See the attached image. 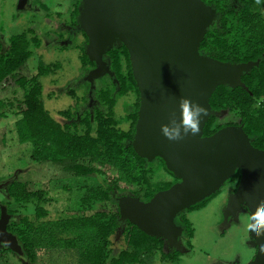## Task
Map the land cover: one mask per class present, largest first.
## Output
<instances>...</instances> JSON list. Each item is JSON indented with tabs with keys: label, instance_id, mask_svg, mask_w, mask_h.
Wrapping results in <instances>:
<instances>
[{
	"label": "trees",
	"instance_id": "16d2710c",
	"mask_svg": "<svg viewBox=\"0 0 264 264\" xmlns=\"http://www.w3.org/2000/svg\"><path fill=\"white\" fill-rule=\"evenodd\" d=\"M216 9L213 23L208 27L199 45L203 55L231 63L259 61L241 76L242 85L230 87L219 85L210 97L214 111L236 112L240 123L254 147L264 150V17L256 0H203ZM86 39V36L84 35ZM40 38L34 29L8 36L6 46L0 43V85L27 61L32 49L38 47ZM112 76L98 78L95 94L99 105L85 108L76 117L73 108L59 111L69 120L60 123L44 108L39 77L57 68V64L38 61L37 72L31 77L20 75L14 83L22 90L21 111L15 121V132L19 143H30V159L35 163L50 162L78 177L101 176L103 168L114 169L111 181L89 186L80 197L82 206L76 212L48 218V210L36 204L33 215H24L14 228L8 230L16 235L22 248L31 249L35 254H47L51 250L65 249L76 252L77 264H150L156 253L165 260H176L180 251H163V240L150 236L126 220L119 219L117 199L114 195L120 184L134 186L125 194L138 196L148 201L157 191L169 188L177 178L166 168L160 157L151 161L139 156L131 141L135 132L139 92L133 78L129 54L120 43L106 52L103 58ZM81 61L88 69L95 67L81 47ZM132 93L135 97L131 112L125 119L114 116L116 96ZM7 103L0 101V107ZM211 115L203 128V135H210L219 128L236 123H215ZM126 123V128L119 127ZM164 171L171 176L166 180H153L154 175ZM240 171L226 182L239 180ZM18 180L7 186V192L16 203L39 202L44 191L28 190ZM119 192V193H118ZM209 197L179 212L174 221L182 227V240L186 248L191 247L192 223L186 213L202 208ZM113 201L116 208L88 212L101 202ZM123 226V246L116 255L111 253V236ZM11 252L8 247L4 248ZM33 256V254H32Z\"/></svg>",
	"mask_w": 264,
	"mask_h": 264
},
{
	"label": "water",
	"instance_id": "95a60500",
	"mask_svg": "<svg viewBox=\"0 0 264 264\" xmlns=\"http://www.w3.org/2000/svg\"><path fill=\"white\" fill-rule=\"evenodd\" d=\"M25 2L19 0L17 7ZM215 15L216 9L203 0H82L79 7V26L87 36L84 52L95 63L86 77L91 90L96 79L113 75L103 57L122 43L139 92L132 147L149 161L160 157L177 178L148 201L130 194L119 197L120 219L180 252L187 248L178 238L182 227L175 223V216L214 194L236 170L240 176L235 190L228 194L224 224L229 217L236 219L240 210L255 214L264 205V150L251 144L242 125H226L203 135L205 123L217 112L209 103L215 89L242 85V74L259 62L231 63L199 52ZM182 97L202 104L208 116L197 136L170 141L163 136L161 125L173 115L180 118ZM8 184L0 183V189ZM8 219L1 206L0 243L20 255L16 236L7 231ZM248 237L255 253L247 264H264V236L248 233Z\"/></svg>",
	"mask_w": 264,
	"mask_h": 264
},
{
	"label": "rangeland",
	"instance_id": "374dc122",
	"mask_svg": "<svg viewBox=\"0 0 264 264\" xmlns=\"http://www.w3.org/2000/svg\"><path fill=\"white\" fill-rule=\"evenodd\" d=\"M43 1L45 6L37 1H30V4L40 7L35 12L18 13L17 0H0V43L3 47L6 46L8 36L31 28L40 38L39 46L32 49L27 61L0 85V101L7 103L6 106L0 107V183L13 178L12 182L18 180L25 183L28 190L44 191V199L39 202L16 203L7 194V189L0 190V203L12 208L15 222L24 215H33L36 204L48 210L47 217L50 219L76 212L82 208L80 197L89 186H96L101 180L111 181L115 174L114 169L105 167L99 177H78L50 162L35 163L30 159L31 144H21L17 141L15 121L21 111L22 90L15 85L14 79L20 75L31 77L36 74L39 60L45 64H57L56 69L39 77L44 108L56 121L69 122L59 114L61 110L73 108L77 117L85 108L92 109L99 105L93 90L101 83L94 81L91 90V83L86 78L87 72L90 71L89 66L81 61V47L85 48L87 41L79 32L68 37V34L57 33L51 29L67 19L71 0ZM261 13L264 17V12ZM134 100L132 93L116 96L114 116L123 121L130 114ZM213 115L216 117L215 123L218 124L240 123L239 115L233 111L222 110ZM125 124L120 123L119 127L125 129ZM170 178L169 174L160 171L154 175L153 180ZM237 179L225 182L205 206L186 213L194 229L190 248L181 251V255L173 261L161 258L158 252L150 264H227L236 260L242 264L248 263L255 253L247 242L248 233L244 231L248 214L240 212L236 216L238 220L231 218L228 225L223 222V209L228 194L232 192L231 188H236ZM118 189L127 193L135 187L121 183ZM125 193L115 194L114 198L118 201L119 197L127 195ZM115 208L113 201L101 202L88 212ZM120 221L124 224L126 220ZM122 233L123 226L120 225L111 236L110 256L116 255L123 246ZM178 238L182 240V234ZM23 250L26 253L25 259L1 248L0 264H77L75 249H55L47 254H35L31 249ZM173 250H176L175 247L163 245L164 252Z\"/></svg>",
	"mask_w": 264,
	"mask_h": 264
},
{
	"label": "clouds",
	"instance_id": "9594fccd",
	"mask_svg": "<svg viewBox=\"0 0 264 264\" xmlns=\"http://www.w3.org/2000/svg\"><path fill=\"white\" fill-rule=\"evenodd\" d=\"M256 4L264 12V0H256ZM180 118L175 115L167 124L161 125V132L170 141H179L186 136H197L201 131V123L208 116V110L202 104L182 97L179 101ZM244 231L256 238L264 236V205L257 208L255 214L250 213ZM264 251V245H262Z\"/></svg>",
	"mask_w": 264,
	"mask_h": 264
},
{
	"label": "flooded vegetation",
	"instance_id": "af4514ba",
	"mask_svg": "<svg viewBox=\"0 0 264 264\" xmlns=\"http://www.w3.org/2000/svg\"><path fill=\"white\" fill-rule=\"evenodd\" d=\"M18 1L19 0H17V5H18ZM30 1L31 2L32 1H37V2H40V5H44L45 6L43 0H26V2L23 4V6L21 8L17 7L18 8L17 12L18 13L25 12V11H29V12L34 11L35 12L36 10H38L40 8L39 6H37V4H30ZM81 3H82V0H71V3L69 5V10L67 11V19L62 21V22H60L57 27H52L51 29H53L54 31H57V33L61 32V33H64V34H68V37H71L73 34H76L78 32L81 33L83 37H84V35L86 36V34L83 31V29L79 26V20H78V18H79V7H80ZM56 14H59V12H56ZM31 29H33V28H31ZM85 40L87 41V36H86ZM12 179L13 178L7 180L9 182V184L12 182L11 181ZM6 189H7V186L2 187L0 190H6ZM231 190L234 191L235 188L234 189L231 188ZM7 194H8V192H7ZM1 206H5L6 213L9 215V219H8L6 228H8V226L10 228H14L15 221H13L14 217H13V214L11 212L12 208L10 209L7 204H1L0 203V214H1ZM7 231L10 232V230H8V229H7ZM17 242H18V244L21 247V254L19 255V253H15L13 251H11V252L15 253L18 257H20L22 259H25L26 253H25V251L22 248V244L19 242L18 239H17ZM1 248H5V246L0 243V249Z\"/></svg>",
	"mask_w": 264,
	"mask_h": 264
},
{
	"label": "crops",
	"instance_id": "0c3cea01",
	"mask_svg": "<svg viewBox=\"0 0 264 264\" xmlns=\"http://www.w3.org/2000/svg\"><path fill=\"white\" fill-rule=\"evenodd\" d=\"M225 205H226V203H225ZM225 207V206H224ZM240 212H245V213H247L248 214V212L245 210V209H243V210H240V211H238L237 212V215L236 216H238V214L240 213ZM248 216H249V214H248ZM234 219V218H233ZM230 220H231V217H229V220H228V223H230ZM234 220H238V217H236V219H234ZM228 223L226 224V225H228ZM248 244L251 246V248L255 251V247L252 245V244H250V242H249V238H248ZM188 249V248H187ZM253 257V256H252ZM251 260V259H250ZM233 262H235V261H233ZM236 262L238 263V264H242V263H240L239 261H237L236 260ZM232 263V262H231ZM247 264V263H246Z\"/></svg>",
	"mask_w": 264,
	"mask_h": 264
}]
</instances>
